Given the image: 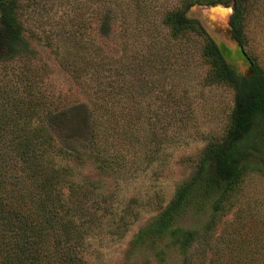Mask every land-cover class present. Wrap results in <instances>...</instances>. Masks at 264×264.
<instances>
[{
    "label": "trees",
    "instance_id": "trees-1",
    "mask_svg": "<svg viewBox=\"0 0 264 264\" xmlns=\"http://www.w3.org/2000/svg\"><path fill=\"white\" fill-rule=\"evenodd\" d=\"M54 1L49 19L65 13L61 0H45ZM97 1L92 11L96 27L84 22L70 23L68 28L39 24L28 29L21 11L35 4L34 0H0V264H95L109 206L90 201L79 185L61 175L50 152L55 149L72 158L90 159L100 171L122 176L153 164L191 114L192 86L185 76L189 66L170 63L172 43L181 54H174L175 60L195 56L205 66L201 79L208 86L223 85L233 91V106L223 140L210 142L205 150L199 176L176 190L161 223L144 229L138 243L146 242L150 233L157 238L169 233L184 247L190 244L194 232L174 233L171 222L192 200L202 202L216 186L225 185L228 192L237 187L242 182L241 162L253 138L264 137V69L245 50L244 14L250 0H190L182 8L167 11L161 25L150 27L155 37L148 43L137 38L147 30L137 21L130 23L126 0ZM36 4L43 7L41 0ZM217 4L231 8L230 34L249 63L248 76L238 74L199 20L186 14L194 5ZM162 28L167 29L168 39ZM26 29L32 33L41 29L45 45L85 96V103L66 102L51 92L44 108L42 99L31 101L25 95L36 78L31 54L24 48ZM108 34L116 40L114 46L118 44V55L103 39ZM191 40L194 47L187 45ZM173 65L180 67L179 80L167 75ZM158 82L165 86L157 87ZM20 92L24 94L19 96ZM31 113L40 115L34 120ZM238 136L240 142L233 143ZM225 199L223 193L217 197L214 213L223 208ZM122 221L116 227V231L123 228L121 233ZM214 222L210 219V226ZM116 231L107 234L114 237ZM211 239L206 237L207 248L216 250L215 258L204 256L199 264H227L221 247ZM240 253L231 264H242L245 254Z\"/></svg>",
    "mask_w": 264,
    "mask_h": 264
},
{
    "label": "rangeland",
    "instance_id": "rangeland-1",
    "mask_svg": "<svg viewBox=\"0 0 264 264\" xmlns=\"http://www.w3.org/2000/svg\"><path fill=\"white\" fill-rule=\"evenodd\" d=\"M188 1L190 0H126L130 23L134 25L137 21L147 30L142 37L137 38H142L148 43L155 37V34L150 33V27L161 25L167 11L182 8ZM36 2L37 0H34L35 4L21 11V21L28 29H33L32 26L38 27L39 24H43L45 28L57 24L68 28L71 24L80 25L84 22H91V25L96 27L92 11L98 5L97 0H61L59 2L65 13L61 18L50 19L47 14L50 11L49 6L55 5L56 2L48 3L41 0L43 7L37 6ZM24 5L22 2V6ZM74 7L77 8L73 9ZM245 8L244 33L247 41L245 50L248 54L254 55L264 69V0H250ZM69 12L70 15L66 17ZM231 13V8L222 4L194 5L186 12L188 17L199 20L224 59L235 71L242 76H248L249 63L230 34ZM40 30H36L38 33L28 30L24 33L26 38L24 48L31 54L30 62L36 76L35 84L24 91L25 95L31 101L35 98L42 99L44 108L51 92L60 94L66 102L85 103L87 101L85 96L59 67L50 48L45 45L44 35ZM166 32L167 29L164 28L162 33ZM165 36L168 39L167 33ZM103 39L113 47L116 55L120 53L118 44L114 46L116 40L111 34ZM191 43L194 47L192 40L188 41L187 45ZM171 46L173 53L181 56L176 44L172 43ZM174 54L171 53L169 57L171 64L176 61L179 65L183 63L189 66L185 68V76L192 86V94L189 96L191 114L186 119L188 120L186 125L178 130L179 134L160 150L153 164L136 174L122 176L100 171L90 159L79 160L58 153L55 149L50 152L52 163L55 168H59L61 175L79 185L81 191L87 193L90 201L104 202L109 206L100 233L102 239L96 245L98 252L94 255L95 264H186L189 260L192 264H199L204 256L215 258L216 250L211 251L207 248L206 237L212 238L214 246L221 247L227 264H231L235 254L243 255L240 251L245 254L242 264H264L262 134L258 135L260 138H253L255 140L250 151L243 154L242 182L237 187L228 192L225 191V185L216 186L210 190L207 198L199 202L202 205L192 200L187 209L171 222L170 228L174 233L177 230L194 232L190 244L184 247L181 241L178 243L173 234L169 233L159 238L150 233L146 242L138 243L140 233L144 229L149 230L163 218V210L174 198L176 190L199 176L198 167L205 150L210 142L223 140L233 106V91L230 88L223 85L208 86L206 81H202L205 66L199 64L195 56L190 58L184 56L180 61L175 60ZM179 68L173 65L167 71V75L173 76V80H179L177 76ZM162 86L165 85L158 82L157 87ZM23 94L20 92L19 96ZM37 115L40 114L31 113L29 116L36 120ZM239 140L238 136L233 143ZM222 193L226 196L223 208L214 213L213 204ZM213 218L216 223L214 222L215 225L212 227L209 222ZM120 219L124 222L123 233H121L123 228L116 231L117 221ZM113 229L117 235L110 237L107 232H112ZM238 230L239 232L234 235V231ZM234 237L238 240H232ZM230 239L232 243L229 242Z\"/></svg>",
    "mask_w": 264,
    "mask_h": 264
}]
</instances>
